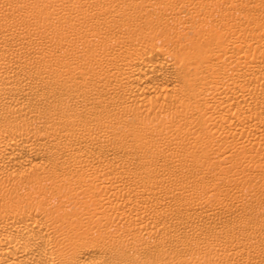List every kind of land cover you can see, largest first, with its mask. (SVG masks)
I'll return each mask as SVG.
<instances>
[{
	"label": "bare ground",
	"instance_id": "1",
	"mask_svg": "<svg viewBox=\"0 0 264 264\" xmlns=\"http://www.w3.org/2000/svg\"><path fill=\"white\" fill-rule=\"evenodd\" d=\"M0 127V264H264V0H0Z\"/></svg>",
	"mask_w": 264,
	"mask_h": 264
},
{
	"label": "rangeland",
	"instance_id": "2",
	"mask_svg": "<svg viewBox=\"0 0 264 264\" xmlns=\"http://www.w3.org/2000/svg\"><path fill=\"white\" fill-rule=\"evenodd\" d=\"M1 129V127H0ZM15 196H12L11 193H9V190H0V198L5 201L3 203V206L0 208V215H6L9 214L11 211L9 210V205L16 201L14 199ZM212 237L218 238L216 235H212Z\"/></svg>",
	"mask_w": 264,
	"mask_h": 264
}]
</instances>
